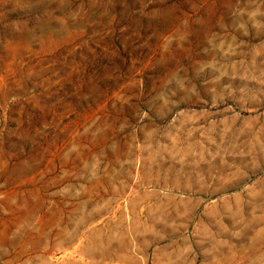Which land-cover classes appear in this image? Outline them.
Returning a JSON list of instances; mask_svg holds the SVG:
<instances>
[{"label":"rangeland","instance_id":"rangeland-1","mask_svg":"<svg viewBox=\"0 0 264 264\" xmlns=\"http://www.w3.org/2000/svg\"><path fill=\"white\" fill-rule=\"evenodd\" d=\"M0 264H264V0H0Z\"/></svg>","mask_w":264,"mask_h":264}]
</instances>
